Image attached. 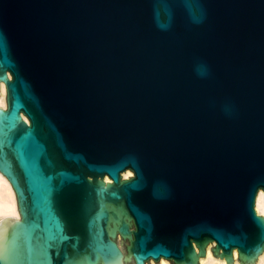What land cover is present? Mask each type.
Instances as JSON below:
<instances>
[{"label":"water","instance_id":"95a60500","mask_svg":"<svg viewBox=\"0 0 264 264\" xmlns=\"http://www.w3.org/2000/svg\"><path fill=\"white\" fill-rule=\"evenodd\" d=\"M0 264H255L264 0H0Z\"/></svg>","mask_w":264,"mask_h":264},{"label":"bare ground","instance_id":"6f19581e","mask_svg":"<svg viewBox=\"0 0 264 264\" xmlns=\"http://www.w3.org/2000/svg\"><path fill=\"white\" fill-rule=\"evenodd\" d=\"M6 88L3 82H0V108L6 109ZM255 211L258 215L264 217V192L259 190L255 198ZM7 217H12L17 220L20 219L19 213L17 211V202L14 191L7 181V179L0 173V222ZM237 251L233 250V264H240L237 260ZM150 264H155L153 260L150 259ZM199 264H227L224 259L214 258L210 246L206 248L205 256L198 259ZM159 264H170L169 261L159 259ZM255 264H264V250L257 256Z\"/></svg>","mask_w":264,"mask_h":264},{"label":"rangeland","instance_id":"374dc122","mask_svg":"<svg viewBox=\"0 0 264 264\" xmlns=\"http://www.w3.org/2000/svg\"><path fill=\"white\" fill-rule=\"evenodd\" d=\"M211 247V245H209Z\"/></svg>","mask_w":264,"mask_h":264}]
</instances>
